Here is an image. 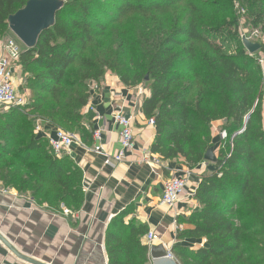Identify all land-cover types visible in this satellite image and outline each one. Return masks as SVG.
I'll return each instance as SVG.
<instances>
[{"label":"trees","instance_id":"trees-1","mask_svg":"<svg viewBox=\"0 0 264 264\" xmlns=\"http://www.w3.org/2000/svg\"><path fill=\"white\" fill-rule=\"evenodd\" d=\"M28 1L0 0V40L9 32V17ZM163 1L66 0L54 27L40 36L34 49L20 53L32 101L23 109L0 113V183L54 212L63 213L62 206L78 212L85 201L82 170L68 157L54 155L48 141L36 136L26 110L78 134L90 146L92 132L84 124L90 86L115 69L125 85L146 83L149 88L143 112L155 121L153 158L183 160L191 170L204 164L214 147L213 124L223 122L221 132L227 138L217 150L218 171L201 180L196 191L200 209L187 222L192 229L177 235L206 239L207 245L196 251L174 246V258L179 264H264L262 73L257 64L251 68L255 58L241 45L233 55L220 41L225 31L239 38L241 17L257 28L264 15L244 0H204L183 21L177 14L172 23L156 22L155 28L119 37L116 45L126 54V66L122 59L118 63L102 54L88 56L94 41L122 25L128 15L159 13L165 9ZM235 3L240 10L231 22L207 19L210 4L234 8ZM128 214L120 213L107 227L109 264H151L150 248L142 243L148 228L134 220L127 223Z\"/></svg>","mask_w":264,"mask_h":264},{"label":"crops","instance_id":"crops-1","mask_svg":"<svg viewBox=\"0 0 264 264\" xmlns=\"http://www.w3.org/2000/svg\"><path fill=\"white\" fill-rule=\"evenodd\" d=\"M7 44L6 40H0V60L8 56L5 50ZM12 75L18 90L32 96L24 85L25 74L19 63L12 64ZM139 88L125 85L110 71L100 83L90 86L84 124L91 132L102 128L99 145L103 150L112 157L122 151L121 127L115 122L118 114L132 119L134 140L133 149L113 167L106 166L103 157L93 152V138L89 149L74 145L62 154L82 170L83 187L88 188V192H84V204L78 212L65 216L46 206H38L28 194H19L14 189L0 186V233L19 253L43 264H109L106 230L111 220L124 211L129 213L127 223L134 220L157 235L158 239L151 247L162 245L170 249L179 246L190 251L206 247V239H185L177 235L179 231L192 229L187 222L200 209L196 191L201 180L217 173L218 167L205 162L191 170L183 160L162 162L160 165L147 162L146 156L153 158L151 148L156 129L149 125L143 112V103L149 93L146 91L145 97L139 96ZM222 126L223 122L213 124L216 156L222 142ZM55 128L51 123L43 124L44 131L37 137L45 139L48 134L54 136ZM187 172L190 177L182 200L173 210L161 207L167 180L174 176L183 177ZM145 237L142 238L144 245ZM0 264L27 263L17 259L0 243Z\"/></svg>","mask_w":264,"mask_h":264},{"label":"built area","instance_id":"built-area-1","mask_svg":"<svg viewBox=\"0 0 264 264\" xmlns=\"http://www.w3.org/2000/svg\"><path fill=\"white\" fill-rule=\"evenodd\" d=\"M239 6V5H238ZM240 10V7L238 8ZM241 13L245 15V11L241 10ZM243 24H246L245 17H241ZM240 24V23H239ZM240 26V25H239ZM253 31L252 35L258 37L259 32L257 30ZM243 40H248L252 42L250 37V31L246 30V32L242 35ZM254 43V42H253ZM258 43L261 45L260 51H258L257 56V65L259 66L261 73H262V94H263V101H264V37L260 38ZM5 50L8 54L7 58L4 57L0 60V109L4 108L6 110L12 109H23L30 103L31 96L29 93H21L18 88L15 86L13 81L12 75V64L19 63L20 53L21 50L17 42L10 41L5 47ZM250 54V53H249ZM251 55V54H250ZM92 86V85H91ZM139 96L145 97L146 90L143 87H140L138 90ZM131 118H126L122 114H118L115 117V122L117 125L121 127V146L122 151L116 157H112L108 155L101 145H99L102 141V128H98L92 131V138L94 141V148L92 149L93 152L99 156H102L104 159V164L106 166L113 167L116 164L121 163L124 158L125 154L133 149V140L134 134L131 125ZM149 125L155 127L154 119L148 120ZM43 124H50L49 122H44L41 119L36 118L35 123V134L36 136L39 135L43 130ZM55 135L52 136L48 134L45 136V139L49 143V147L54 155L57 157H62V154L66 151H69L74 145H78L83 149H89L90 147L85 145L81 139L72 133H69L63 129L55 128ZM222 140L227 138L225 132L221 133ZM145 160L147 162L154 163L156 165H160L162 161L159 158H151L146 156ZM190 177V173L183 177H171L167 180L164 186L160 206L165 207L167 209L173 210L176 205L182 200L184 197V191L187 188L188 179ZM83 192H88V188L83 187ZM63 213L65 216H69L71 212L66 209L64 206ZM175 223H178L175 222ZM158 237L154 232H149L145 237L146 245L151 247V245L157 241ZM171 257L174 258L173 254H170Z\"/></svg>","mask_w":264,"mask_h":264},{"label":"rangeland","instance_id":"rangeland-1","mask_svg":"<svg viewBox=\"0 0 264 264\" xmlns=\"http://www.w3.org/2000/svg\"><path fill=\"white\" fill-rule=\"evenodd\" d=\"M244 1H247L248 5L252 8L254 12H260L264 15V0H244ZM163 2H164L163 4H166V6L164 7L165 9L159 13L152 11V12H148L149 15H144L142 13L128 15L126 20L122 23V25L118 26L114 31L108 32L104 37L97 38L94 41V44H92V46L89 49V55L87 52L86 54L82 53L80 56L84 57L86 55L90 56L92 54L95 55L102 54L105 57L110 58L112 62H116L117 60V62L119 63L122 59L121 64L123 66H126L127 64H129L127 62V57H125L126 54L124 55L123 51H119L116 45V41L118 40L119 37L123 38L126 36V34L134 33L135 31L139 33L141 32L140 30H144L146 28H155L156 22L172 23L177 18L176 16L177 14L179 15L182 14L181 17L179 18H181V20L183 21L185 20V17H187L192 12L194 7L201 5L204 2V0H174L173 5H171V3H169L168 0H165ZM221 2H224L226 4V0H221ZM238 8H239L238 3H235L234 8L231 5L221 7V6H215L214 4H210L206 10V13L208 15V16L206 15V17L208 20L218 19L220 21L226 20V22H231L234 14L235 15L237 14ZM114 12H115L114 9L111 10L109 15L112 16V14H115ZM184 12L187 13L186 16L183 15ZM201 14L202 13L198 14V17H200ZM154 16L156 17L153 18ZM103 22L109 25L111 23V20L103 19ZM242 22H243L242 20L239 21L240 23L239 38H236L235 35L230 31L227 32L225 31L220 35V41L225 43L226 52L229 54L235 55L237 53V47L241 45L242 48L246 51V53L250 55L249 52L245 49L242 39V35L246 32V30L250 31V37L252 39L251 43L254 42V44H259L258 41H260V38L262 36L264 37V30H263L264 21H263V25L257 28H254L251 24L246 25L243 24ZM251 30L254 31L257 30L259 32L258 37L252 35L253 31ZM3 39L6 40V42H10V41L17 42L21 50L22 49L26 50L24 45L14 36V34L10 32V30ZM123 56L126 59H124ZM250 56L255 58L254 61L256 63H253L251 65V68L255 69L257 67L256 64H257L258 53H255ZM110 72L118 76V73L115 69H112V71ZM139 86L143 87V89L146 90L147 93H149V88L146 85V83L140 84ZM31 101H32V97H31ZM9 111L10 110H6L4 108L0 109V113H7ZM26 114L30 115V119L35 125L36 123L35 115H33V113L30 112L29 110H26ZM0 186H2L1 183Z\"/></svg>","mask_w":264,"mask_h":264},{"label":"water","instance_id":"water-1","mask_svg":"<svg viewBox=\"0 0 264 264\" xmlns=\"http://www.w3.org/2000/svg\"><path fill=\"white\" fill-rule=\"evenodd\" d=\"M66 4V0H29L24 8L9 17V30L27 50L34 49L40 36L54 27L56 16L65 8ZM243 45L251 55L261 49L260 44H254L248 40H243ZM250 117L251 114L247 116L246 122ZM217 161L215 147H212L205 155V162L217 164ZM0 243L20 261L27 264H43L19 253L13 244L1 233ZM172 250L173 248L167 249L162 245L151 247L149 252L151 264H179L175 258L170 256Z\"/></svg>","mask_w":264,"mask_h":264}]
</instances>
